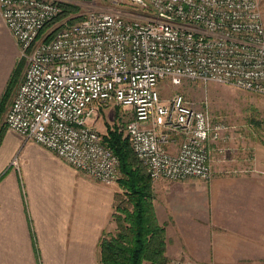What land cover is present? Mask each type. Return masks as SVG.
Wrapping results in <instances>:
<instances>
[{"label": "built area", "instance_id": "obj_1", "mask_svg": "<svg viewBox=\"0 0 264 264\" xmlns=\"http://www.w3.org/2000/svg\"><path fill=\"white\" fill-rule=\"evenodd\" d=\"M135 3L148 12L95 10L46 37L41 32L60 13V0H0V15L26 60L5 125L88 177L112 184L120 175L118 157L90 119L101 103L129 106L124 128L152 180H207L208 145L228 150L229 125L212 122L207 110L179 93L162 100L158 84L164 78L173 84L215 81L264 94L259 1ZM178 136L172 152L168 145ZM11 164L18 168L17 156Z\"/></svg>", "mask_w": 264, "mask_h": 264}, {"label": "crops", "instance_id": "obj_2", "mask_svg": "<svg viewBox=\"0 0 264 264\" xmlns=\"http://www.w3.org/2000/svg\"><path fill=\"white\" fill-rule=\"evenodd\" d=\"M24 66L0 15V264H99L98 241L112 225L114 186L4 124ZM176 138L168 145L172 152ZM224 144L225 152H218V143L208 145L209 179L152 182L171 262L264 264V136L231 133ZM14 156L18 168L11 164Z\"/></svg>", "mask_w": 264, "mask_h": 264}, {"label": "rangeland", "instance_id": "obj_3", "mask_svg": "<svg viewBox=\"0 0 264 264\" xmlns=\"http://www.w3.org/2000/svg\"><path fill=\"white\" fill-rule=\"evenodd\" d=\"M258 1L262 15H264V0ZM64 2L76 5L78 10L60 19L56 16L51 22L45 25L41 35L51 37L65 24L77 22L87 13L95 10L121 13L137 11L145 14L148 12L144 4H137L133 0H60V7ZM76 16L78 19L70 22L69 19ZM21 59L24 60L26 65V60L24 58ZM158 90L162 100L167 101L172 95L179 93L196 107L207 110L212 122L222 121L229 125L227 129L228 135L233 133L239 138L250 136L256 139L264 136V94L215 81L186 79L180 84H173L168 78L161 80L158 84ZM6 109L7 106H5V112ZM131 117L132 110L129 106H123L113 102L101 103L91 117L90 124L96 128L102 139L112 129H117L123 136L128 137L124 126ZM2 121H4V116ZM175 140L179 141L180 137L178 136ZM24 141L26 140L24 139ZM120 177L121 175H119L118 179ZM117 180L112 184H108L114 186V194L121 191L118 187ZM106 230L114 232L115 222L113 220L112 225L104 231Z\"/></svg>", "mask_w": 264, "mask_h": 264}, {"label": "trees", "instance_id": "obj_4", "mask_svg": "<svg viewBox=\"0 0 264 264\" xmlns=\"http://www.w3.org/2000/svg\"><path fill=\"white\" fill-rule=\"evenodd\" d=\"M78 10L77 6L62 3L58 19ZM78 17H72L70 22ZM0 105V114L3 112ZM103 142L119 160L121 191L114 194L112 220L114 232L102 231L98 241L99 264H171L166 254L165 227L155 213L152 178L137 158L127 136L112 129Z\"/></svg>", "mask_w": 264, "mask_h": 264}, {"label": "water", "instance_id": "obj_5", "mask_svg": "<svg viewBox=\"0 0 264 264\" xmlns=\"http://www.w3.org/2000/svg\"><path fill=\"white\" fill-rule=\"evenodd\" d=\"M135 1H139V2H141V0H135Z\"/></svg>", "mask_w": 264, "mask_h": 264}]
</instances>
